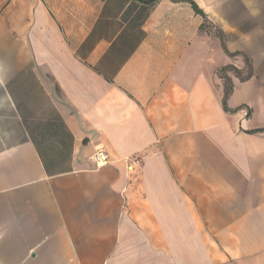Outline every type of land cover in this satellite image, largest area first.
I'll return each instance as SVG.
<instances>
[{
	"label": "crops",
	"instance_id": "1",
	"mask_svg": "<svg viewBox=\"0 0 264 264\" xmlns=\"http://www.w3.org/2000/svg\"><path fill=\"white\" fill-rule=\"evenodd\" d=\"M0 264H264V0H0Z\"/></svg>",
	"mask_w": 264,
	"mask_h": 264
},
{
	"label": "built area",
	"instance_id": "2",
	"mask_svg": "<svg viewBox=\"0 0 264 264\" xmlns=\"http://www.w3.org/2000/svg\"><path fill=\"white\" fill-rule=\"evenodd\" d=\"M92 160L97 164V166H103L109 163L110 155L104 146H99L93 153ZM141 162L142 159L140 156L134 158V164H141Z\"/></svg>",
	"mask_w": 264,
	"mask_h": 264
},
{
	"label": "trees",
	"instance_id": "3",
	"mask_svg": "<svg viewBox=\"0 0 264 264\" xmlns=\"http://www.w3.org/2000/svg\"><path fill=\"white\" fill-rule=\"evenodd\" d=\"M195 7H196V9H197L198 11H201V10L198 8V6H197L196 4H195ZM247 62H248L249 65H251L249 59H247ZM228 68H229V67H225V68H223V71L227 70ZM250 76H251V73L248 74V75L245 76V77H244V76H241V78H242V79H245V78H248V77H250ZM222 77H223L224 80H225V93H224L223 102H224V106H225L226 110H229V108H228V106H227V100H228V97H229V95H230V93H231V91H232L233 83H232L231 78H230L228 75H226V74H222Z\"/></svg>",
	"mask_w": 264,
	"mask_h": 264
}]
</instances>
